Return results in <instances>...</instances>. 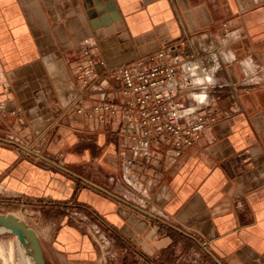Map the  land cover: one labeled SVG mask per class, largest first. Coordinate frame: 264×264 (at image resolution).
<instances>
[{"label":"crops","instance_id":"obj_1","mask_svg":"<svg viewBox=\"0 0 264 264\" xmlns=\"http://www.w3.org/2000/svg\"><path fill=\"white\" fill-rule=\"evenodd\" d=\"M195 36L219 51L204 62L205 104H183L217 121L174 163L142 159L136 190L129 119L69 108L81 93L119 102L113 71L83 86L80 47L114 69ZM16 197L50 214L42 229L70 262L112 240L125 264H264V0H0V198Z\"/></svg>","mask_w":264,"mask_h":264},{"label":"built area","instance_id":"obj_2","mask_svg":"<svg viewBox=\"0 0 264 264\" xmlns=\"http://www.w3.org/2000/svg\"><path fill=\"white\" fill-rule=\"evenodd\" d=\"M227 36L225 33L224 37ZM218 51L219 45L214 39L195 36L167 43L147 56L110 69L106 60L96 58L88 45L80 47V60L75 69L83 86L87 88L103 72L113 71L118 81L113 92L119 102L94 100L84 105L86 95L81 93L70 102L69 108L104 124L118 116L129 119L124 132L130 138V156L124 161L123 170L126 182L136 190L144 189L141 175L135 170V166L143 164L142 159H158L162 152H173L171 163H174L216 123L213 110L188 111L198 103L194 100L196 104L185 106L183 98L201 93L208 96L211 83L206 78L211 76L204 72V62ZM197 79L204 83L196 84ZM0 200L13 206L26 204L18 197Z\"/></svg>","mask_w":264,"mask_h":264},{"label":"rangeland","instance_id":"obj_3","mask_svg":"<svg viewBox=\"0 0 264 264\" xmlns=\"http://www.w3.org/2000/svg\"><path fill=\"white\" fill-rule=\"evenodd\" d=\"M22 206L7 205L0 200V214H14L22 218V221L40 234V243L48 264H125L128 252L120 248L112 240H99L97 247L99 256L96 261L90 263L70 262L59 256L52 248L50 242L56 228L42 229V225L50 221L48 212L38 215L39 209H28ZM27 210V212H25ZM36 210V211H35ZM38 234V233H37ZM96 239V238H95ZM49 240V241H47ZM118 247V248H117ZM0 264H29L18 248L16 237L11 232L0 231Z\"/></svg>","mask_w":264,"mask_h":264},{"label":"water","instance_id":"obj_4","mask_svg":"<svg viewBox=\"0 0 264 264\" xmlns=\"http://www.w3.org/2000/svg\"><path fill=\"white\" fill-rule=\"evenodd\" d=\"M0 227H3L31 250L34 264H47L41 243L36 232L13 214H0Z\"/></svg>","mask_w":264,"mask_h":264},{"label":"bare ground","instance_id":"obj_5","mask_svg":"<svg viewBox=\"0 0 264 264\" xmlns=\"http://www.w3.org/2000/svg\"><path fill=\"white\" fill-rule=\"evenodd\" d=\"M14 215V214H13ZM16 216L18 219L22 220V218H20L19 216L17 215H14ZM27 225V224H26ZM28 227H30L29 225H27ZM31 229H33L32 227H30ZM34 230V229H33ZM0 231H5V232H11L3 227H0ZM35 231V230H34ZM36 232V231H35ZM37 234V232H36ZM38 236V234H37ZM16 237V236H15ZM39 239V238H38ZM16 240L18 242V248L21 252V254L24 256V258L26 259V261L29 263V264H34V260H33V257L31 255V250L29 248H27L22 242H20L17 237H16ZM40 241V240H39Z\"/></svg>","mask_w":264,"mask_h":264},{"label":"clouds","instance_id":"obj_6","mask_svg":"<svg viewBox=\"0 0 264 264\" xmlns=\"http://www.w3.org/2000/svg\"><path fill=\"white\" fill-rule=\"evenodd\" d=\"M244 63H250V60H246V61H244ZM206 79L208 80V83H212L211 77H207ZM195 83L196 84H203L204 81L197 79L195 81ZM192 99L195 100L198 104H203L207 101V96L205 94L201 93V94L193 95ZM188 111H195V109L190 108Z\"/></svg>","mask_w":264,"mask_h":264}]
</instances>
